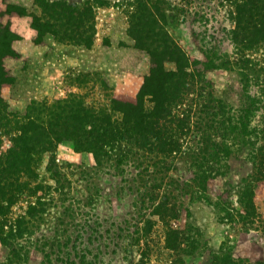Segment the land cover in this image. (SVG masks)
Masks as SVG:
<instances>
[{"label": "rangeland", "instance_id": "rangeland-1", "mask_svg": "<svg viewBox=\"0 0 264 264\" xmlns=\"http://www.w3.org/2000/svg\"><path fill=\"white\" fill-rule=\"evenodd\" d=\"M8 1L16 9L4 20L17 34L13 42L17 54L5 59L15 79L2 93L12 108L22 111L32 100L53 101L72 90L86 93L94 105L108 107L114 92H139L151 58L128 30V10L134 0ZM151 1L166 10L171 35L192 57L203 60L202 48H215L220 64L209 70L200 64L201 76H193L188 84L191 90L181 109L190 110L194 132L186 137L185 151L156 163L155 155L134 149L123 163L108 156L98 165L91 151L77 149L70 141L60 142L53 153L42 155L38 168L40 178L58 189L47 201V212L20 241L21 256H14L11 264H137L143 251L150 264H212L222 250L231 253L230 264H264V193L258 201L260 216L246 225L239 222L236 210L234 219H228L223 204H217L224 181L232 180L239 188L242 173H255L248 164L241 169L248 151L237 150L228 174L212 181L206 190L190 177L197 169L194 159H205L207 136L215 122L211 105L221 100L235 112L251 93L261 106L254 124L264 127V31L258 34L245 23L249 12L252 24L264 20V0ZM7 2L0 0V6L7 9ZM82 10L86 11L84 26L73 28ZM36 16L57 26L62 34L47 32L39 41L33 26ZM80 30H85L83 41ZM248 44L250 48L245 47ZM244 52L258 62L254 72L250 64V82L237 58ZM166 67L176 64L167 61ZM261 136L260 145L264 133ZM51 155L62 170L58 183L46 170ZM237 190L230 187L229 192ZM164 191L178 214L173 225L183 230L178 249L165 246L160 221H155L151 233L144 230L146 219H157L151 214V196ZM235 194L230 198H237ZM21 204L14 207L15 214L21 212ZM190 243L196 244V251Z\"/></svg>", "mask_w": 264, "mask_h": 264}, {"label": "trees", "instance_id": "trees-1", "mask_svg": "<svg viewBox=\"0 0 264 264\" xmlns=\"http://www.w3.org/2000/svg\"><path fill=\"white\" fill-rule=\"evenodd\" d=\"M7 4V9L0 6V250L3 254L0 264H11L21 256L20 241L26 239L33 222L47 212V201L51 199L54 189H58L55 184L46 183L40 178L38 168L43 154L53 153L63 141L72 142L77 149L91 151L98 165H102L108 156H114L118 163H123L130 159L134 149L155 155L152 159L156 163L185 151L186 137L194 132L190 110L181 109L191 90L188 84L193 76H201L200 64L208 70L220 65L217 64L215 48L209 51L202 48L203 60L187 52L171 35L165 9L151 0H134L133 7L128 10V30L151 58L150 70L136 95L114 92L108 107H102L87 99L86 93L72 90L53 101L32 100L25 110H17L11 107L2 93L3 87L13 84L15 79L9 73L5 59L17 54L13 47L17 34L4 20L5 15L14 11L16 6L11 1ZM21 10L26 14L23 7ZM85 14L86 11L82 10L77 15L78 21L73 20L71 26L81 29ZM252 15L248 13L249 19L245 23L250 30L254 29L260 34L264 31V20L252 24ZM33 26L38 31L39 41L47 32L57 36L62 34L57 26L49 25L39 16H36ZM79 32V40L83 41L85 30ZM245 47L251 46L248 44ZM237 58L244 78L250 82V64L254 72L258 62L245 52ZM167 61L175 62L176 67L168 69ZM257 101L258 98L247 93L238 111L233 112L221 100L216 106H210L213 110L211 112L210 109L209 114L212 113L215 122L207 136L205 159H194L197 169L190 176L206 190L212 181L218 178L220 181L222 176L228 174L236 151L246 149L249 157H242L241 169L248 167V164L250 169H255V173L249 176L242 173L243 182H239V188L232 180L224 181V190L217 203L223 204L228 219H234L236 210L239 222L244 225L260 216L258 201L264 193V144L258 143L264 127L254 124L261 107ZM233 114H236L235 119ZM54 156L51 155L46 170L58 183L62 170ZM251 178L256 182L247 181ZM230 187L238 189L236 194L229 192ZM231 194L237 195V198L231 199ZM151 201L154 203L151 214L157 219H146L144 230L147 234L151 233L156 222L160 221L165 246L178 249L183 230L173 225L172 221L178 214L170 204L167 191L153 194ZM19 203H22L21 212L15 214L14 207ZM190 245L192 251L197 250L196 244ZM83 256L85 259V254ZM230 256L231 253L222 250L211 263L230 264ZM149 261L148 253L143 251L137 264H150Z\"/></svg>", "mask_w": 264, "mask_h": 264}]
</instances>
